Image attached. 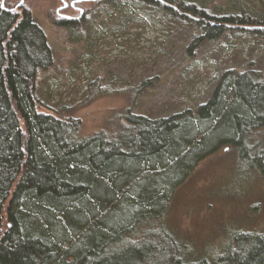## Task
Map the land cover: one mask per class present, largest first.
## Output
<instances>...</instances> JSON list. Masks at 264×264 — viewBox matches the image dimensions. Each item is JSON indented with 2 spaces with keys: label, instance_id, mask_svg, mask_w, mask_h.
I'll list each match as a JSON object with an SVG mask.
<instances>
[{
  "label": "trees",
  "instance_id": "obj_1",
  "mask_svg": "<svg viewBox=\"0 0 264 264\" xmlns=\"http://www.w3.org/2000/svg\"><path fill=\"white\" fill-rule=\"evenodd\" d=\"M131 1L93 3L102 11L107 4L135 10ZM156 3L204 26L188 44L190 53L216 37L223 21L245 18L239 7L237 16L220 20L211 12L214 1ZM52 63L46 34L29 11L0 6V264H264V232L237 235L210 263L163 227L175 189L220 147H237L243 164L264 171V139L248 143L254 131H264V76L226 71L195 110L152 118L129 104L102 129L81 136V120L71 111L83 103L48 112L36 93Z\"/></svg>",
  "mask_w": 264,
  "mask_h": 264
},
{
  "label": "rangeland",
  "instance_id": "obj_2",
  "mask_svg": "<svg viewBox=\"0 0 264 264\" xmlns=\"http://www.w3.org/2000/svg\"><path fill=\"white\" fill-rule=\"evenodd\" d=\"M65 1L60 14L61 0L0 4L4 10L29 11L45 32L53 63L38 79L36 93L48 112L83 103L71 111L81 120V136L102 129L129 104L152 118L195 110L226 71L257 70L264 76V0H192L216 2L211 12L220 20L237 16L239 7L245 18L223 21L222 31L196 43L191 53L188 44L205 33L204 26L187 13H179L182 18L157 9L156 0L143 6L136 0L135 10L107 4L103 11L96 0L78 8L69 4L75 0ZM145 80L150 84L139 90ZM260 130L250 135L249 144L264 139ZM163 222L191 255L215 261L237 235L264 232V171L255 163L243 164L237 147H220L175 189Z\"/></svg>",
  "mask_w": 264,
  "mask_h": 264
},
{
  "label": "water",
  "instance_id": "obj_3",
  "mask_svg": "<svg viewBox=\"0 0 264 264\" xmlns=\"http://www.w3.org/2000/svg\"><path fill=\"white\" fill-rule=\"evenodd\" d=\"M22 1H23V0H21V2H22ZM61 1H63V5L60 6V8H61V7H66V6H67V2H66L65 0H61ZM76 1L80 2L81 0H76ZM70 4H71V5H74V2L72 1ZM1 6H2L1 8L3 9L4 4L2 3ZM6 10H8V9H6ZM80 12H82V9H81V8H80ZM212 23H214V22H212Z\"/></svg>",
  "mask_w": 264,
  "mask_h": 264
},
{
  "label": "flooded vegetation",
  "instance_id": "obj_4",
  "mask_svg": "<svg viewBox=\"0 0 264 264\" xmlns=\"http://www.w3.org/2000/svg\"><path fill=\"white\" fill-rule=\"evenodd\" d=\"M67 1H68V0H67ZM75 1H76V0H75ZM75 1H74V5H71V4L69 3L70 1H68V3H69L72 7L78 8L79 6L76 5L78 2H75ZM4 2H5V0H4ZM61 2H63V1H61ZM79 3H80V2H79ZM0 5H1V4H0ZM16 9H17V8H16ZM16 9H15V10H16ZM59 9H60V8H59ZM59 9H57V12L60 14V10H59ZM81 9H82V8H81ZM9 10H12V8H10ZM9 10H8V11H9ZM79 10H80V8H79ZM57 18H58V17H57Z\"/></svg>",
  "mask_w": 264,
  "mask_h": 264
}]
</instances>
